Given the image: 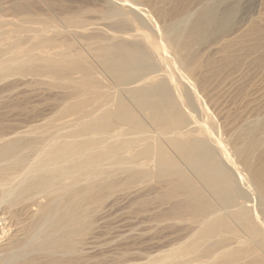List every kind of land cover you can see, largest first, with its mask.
Listing matches in <instances>:
<instances>
[{"label":"bare ground","instance_id":"obj_1","mask_svg":"<svg viewBox=\"0 0 264 264\" xmlns=\"http://www.w3.org/2000/svg\"><path fill=\"white\" fill-rule=\"evenodd\" d=\"M9 2L0 80L41 77L63 97L44 124L27 121L12 138L0 122V239L9 233L0 264H81L92 210L116 187L159 180L181 233L150 264H264V99H247L217 133L196 116L200 90L219 75L240 88L241 53L256 52L247 42L262 29L251 23L202 59L196 44L224 21L211 0Z\"/></svg>","mask_w":264,"mask_h":264},{"label":"rangeland","instance_id":"obj_2","mask_svg":"<svg viewBox=\"0 0 264 264\" xmlns=\"http://www.w3.org/2000/svg\"><path fill=\"white\" fill-rule=\"evenodd\" d=\"M9 1L11 0H0V20L10 23V21L14 19L16 14L11 8V4ZM26 1L32 2V0ZM69 3L70 2H68V4ZM211 3L216 6V8H218L219 19H223L224 21L222 23L219 22L220 24L217 23L218 25H212L209 31V35H206V38L196 44V54L199 56L201 55L202 59H204V57L205 59H207V57L210 58L211 56L220 55V53H216V51L214 52V50L217 49L218 51V49L223 46V43L237 38L236 36L245 31L247 27L250 26L249 24L252 23L251 25H253L254 23V25L259 26L262 29L261 32L257 33V35H251L250 38H252L253 40H249L247 42L248 44L252 43L251 45L255 43L256 48H254V51L256 52H252L253 55L248 53V51L246 53H241L244 57L246 54V58L243 60L245 63L244 67L246 68L244 70L245 72L239 75L243 77L240 80L241 85L238 90L235 89L233 91L232 87L228 89L230 83L227 80L225 81L226 74L219 75V77H217L219 80H213L214 82L212 81L210 87L205 90H200L201 93H199L197 87L194 88L195 92L198 91L197 93H199V95L201 94L200 100L202 102V112L198 111V113H196V116L199 117V119H203L206 125H211V129H213L212 132L217 133V127H222V125H224V121L226 119L225 117L229 116L232 112V114H234V112L237 111L235 109L241 106L242 103L248 101L247 99L258 98L259 96L260 99H264V0H211ZM81 4L80 6H82ZM55 5V11L58 10L56 12L60 13L59 9H57L56 3ZM76 5H78V3H76ZM191 8L192 9L190 10L193 12H191L192 15H190V17L188 15L189 18L187 17L188 24L192 21L193 18H195L196 15L194 12L197 13V10L195 11L194 9V5ZM46 11L47 9H45L40 4H36V7L32 9V12L39 13L44 16L49 14ZM227 13H231V15H229L228 17ZM224 15L227 17H225ZM9 27V25H6L2 29ZM92 30L93 29H91V32L95 31ZM89 31L90 29L87 30V32ZM83 42L84 41H82L81 43ZM247 43L245 42V45H247ZM257 48L260 49L256 50ZM161 52L164 55L165 51L163 50V48H161ZM259 52L260 54H258ZM165 55L164 57L166 58L170 56L169 53H165ZM260 56L262 57L263 61L261 60ZM174 58L176 59L177 57H175V55H172V60H170V57L168 58V63H170V61L174 63L173 65V63L171 62L172 64L170 63L168 67L171 71L173 69H176L172 72L178 73L179 70L177 68L182 69L183 65H180L179 60H177L178 65L180 66H175L177 65V63H175L176 60H173ZM258 60L259 62H257ZM249 61H253L252 64H249ZM255 62L257 63L255 64ZM220 77L222 78V81ZM10 78L13 79L14 83L13 81H9ZM216 80H218L219 82L217 83ZM43 81L45 82V79L41 77H32L31 75L25 77L13 75L7 79L0 80V122L1 124L3 123L8 125L5 128L6 133L8 134L6 138H12V136L10 135H16V133H11L13 131L12 129L14 128H18V130L23 131L22 129H29L28 125H30L31 122H34L33 124L37 125L44 124V122L48 120V117L54 115V113L58 109L60 105L58 103H60V100L63 97L62 92L57 88L47 89L46 86L40 83ZM221 82L224 83L225 87ZM226 83L228 87L226 86ZM218 84L220 85V87H218ZM4 85L7 87H3ZM221 86H223L224 88H222ZM3 88L4 90H2ZM8 95L10 96L9 98ZM12 107H16L13 110L15 113H13L12 111L13 114H10L9 111L12 109ZM19 109L21 110L20 112ZM23 112L24 115L26 114L25 116L29 118L31 117V119L29 120L28 118L27 120V118H25V116L22 114ZM206 115L211 118V121L206 119ZM32 117L35 119H33ZM26 123H28V125ZM209 125L208 127L210 128ZM19 127L22 129H19ZM215 127L216 129H214ZM22 134L23 133L19 135ZM217 137L221 142L224 140H222V136L218 135ZM159 181H154L156 186L154 185L153 181H146L147 183H149L148 185L143 181V184L142 182L140 183L141 185H139L138 183L128 186L123 185V187H116L112 190L113 192L110 196H107L99 206L92 210V215L90 217L92 225L90 226V229H88V234L86 235V238L88 239V241L87 239L86 241L88 242V244L82 246L81 251L76 254L77 256H82L83 261L81 260V264L82 262L83 264H87L88 262H90L91 264H150L152 262V259L161 257L165 250L171 248L174 243L177 242L176 240H172L173 238L175 239V237L179 235V233H181L178 229H175L177 226L178 228L180 226L179 224L169 226V220L165 215L169 214L170 211L166 209L165 201H163L162 198L163 195L158 188L160 186ZM149 185H151L152 188ZM154 195L156 196V198L158 197L157 201ZM28 214L29 216H31L33 214V211L30 210ZM166 218L168 221L165 220ZM3 225L5 226V224ZM162 225L163 227H161ZM174 229L175 232H173ZM3 230L5 231L6 229L4 228ZM176 230L178 231L176 232ZM6 233L7 237L4 239H0V256L2 255V253L7 252L5 248L8 246L7 244H9V233L7 231ZM87 247L89 251L86 249ZM86 259H88L87 262Z\"/></svg>","mask_w":264,"mask_h":264}]
</instances>
